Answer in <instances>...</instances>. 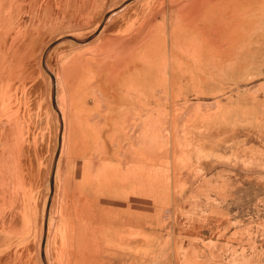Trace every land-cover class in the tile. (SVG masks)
<instances>
[{"label":"rangeland","instance_id":"374dc122","mask_svg":"<svg viewBox=\"0 0 264 264\" xmlns=\"http://www.w3.org/2000/svg\"><path fill=\"white\" fill-rule=\"evenodd\" d=\"M126 1L0 0V264H264V0H252L240 19L231 20L229 48L208 44L210 61L217 59L225 74L229 66L236 71L228 94L235 97L218 136L223 141L208 145L219 149L180 152V165L168 172L173 182L156 199L158 214L129 220L121 235L104 230L98 219L114 204L90 198L88 176L83 194L73 189L63 154L69 139L62 143L47 209L60 132L50 73L65 130L72 57L89 43L78 40L93 35ZM173 1H134L124 11L126 24L147 32L174 9L185 24L195 0ZM230 1L236 6L239 0ZM104 27L95 39L104 37ZM56 41L47 54L49 73L43 56ZM128 206L141 205L132 200Z\"/></svg>","mask_w":264,"mask_h":264},{"label":"crops","instance_id":"0c3cea01","mask_svg":"<svg viewBox=\"0 0 264 264\" xmlns=\"http://www.w3.org/2000/svg\"><path fill=\"white\" fill-rule=\"evenodd\" d=\"M127 7L111 16L103 38L72 57L63 140L71 146L62 152L73 189L83 194L88 176L90 198L114 204L98 223L118 235L128 231L129 220L158 214L156 199L173 182L168 172L180 165V152L219 149L208 145L223 141L218 136L236 76L232 66L225 74L217 59L210 61L209 42L189 32L176 9L141 32L126 24ZM132 200L139 209L130 210Z\"/></svg>","mask_w":264,"mask_h":264},{"label":"bare ground","instance_id":"6f19581e","mask_svg":"<svg viewBox=\"0 0 264 264\" xmlns=\"http://www.w3.org/2000/svg\"><path fill=\"white\" fill-rule=\"evenodd\" d=\"M168 1H173V0H168ZM258 1L259 0L256 1V4H258ZM195 2L196 3L194 4L193 7H190L189 9H187L186 7L184 8L185 10L187 9L186 10L187 18H185L184 21L187 23V25L191 26L190 27L191 28V31L197 32L200 36H203V40L204 41L211 42V43H213L215 45L218 44L217 42H220L221 43L220 45H223L226 48H229L232 45V41L230 43H228V42H226V38L230 34H232V32H233L232 27H231V25L229 23H231V20H233V22H234V21L240 19V17H241V16H239V15H241L240 13L243 12V11H245V10H247L249 8L248 6H249V4L250 5L252 4V0H239V1H237L238 3H236V6L233 3V1H230V0H217V2H220L219 5H217L215 3H212L213 0H198V2H197V0H195ZM179 3H180V1H179ZM259 3H261V2H259ZM176 5H178V4L176 3ZM165 6H167V5L165 4ZM168 7H170V6H168ZM177 7H179V6H177ZM172 9H174V8L172 7ZM169 10H171V9H169ZM183 10H181V11H183ZM160 11H158V12L160 13ZM173 13H175V12H173ZM182 13H184V12H182ZM176 14H177V12H176ZM156 15H158V14H156ZM183 15L184 14H182V16ZM224 17H226V23L227 24H225ZM216 21H218L219 23L217 24ZM149 35H151V34L149 33ZM142 37L144 38V36H142ZM139 42L140 41H138V43ZM137 46H138V44H137ZM133 47H135V46H133ZM134 49H136V48H134ZM123 52H124V50H123ZM133 52H134V50H133ZM131 53H132V51H131ZM120 56H122V55H120ZM131 56H129V57H131ZM124 62H125V60H124Z\"/></svg>","mask_w":264,"mask_h":264},{"label":"water","instance_id":"95a60500","mask_svg":"<svg viewBox=\"0 0 264 264\" xmlns=\"http://www.w3.org/2000/svg\"><path fill=\"white\" fill-rule=\"evenodd\" d=\"M134 1H137V0H127L126 2H124L120 7H118L117 9H114L110 12H108L105 17H104V21L103 23L100 25V27L98 28V30L93 34L91 35L90 37H88L87 39L85 40H78L79 43H88V42H91L92 40H94L98 35L99 33L101 32V30L103 29L104 27V23L107 21V19L113 15L114 13L122 10L124 7H126L128 4L134 2ZM73 39V38H72ZM59 43V41H56L54 43H52L45 51L44 53V56H43V66L45 68V70L47 72H49L48 68H47V64H46V60H47V54L49 53L50 50H52L54 48V46ZM50 73V72H49ZM50 76H51V79H52V105H53V108L56 110L57 114H58V117H59V121H60V132H59V146H58V150H57V154L55 156V160H54V164H53V170H52V174H51V180H50V184H51V196H50V199H49V202H48V205H47V209H49L50 207V204H51V200H52V197H53V191H54V180H55V171H56V168H57V161L59 159V156H60V153H61V148H62V143H63V130H64V120H63V117H62V114H61V111L59 110V107H58V101H57V82H56V79L54 77V75H52L50 73ZM46 227H47V217H46ZM46 227H45V230H46ZM45 241H46V231H45V235H44V240H43V251H42V255L44 257V246H45Z\"/></svg>","mask_w":264,"mask_h":264}]
</instances>
